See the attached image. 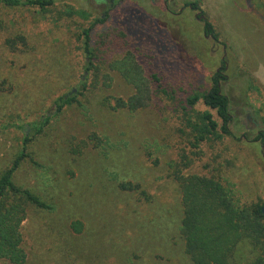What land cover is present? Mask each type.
I'll return each instance as SVG.
<instances>
[{"label": "rangeland", "instance_id": "obj_1", "mask_svg": "<svg viewBox=\"0 0 264 264\" xmlns=\"http://www.w3.org/2000/svg\"><path fill=\"white\" fill-rule=\"evenodd\" d=\"M69 7L88 15H68ZM100 18L90 30L95 67L84 72L82 31ZM17 34L25 44L7 46ZM129 56L149 100L114 108L137 90L119 68ZM218 70L231 134L194 148L186 120L210 110L200 97ZM60 96L74 100L55 104ZM43 115L46 126L13 174L48 207L25 206L24 264H192L176 175L214 176L235 204L264 203L257 138L264 132V0H55L45 12L0 6V174L22 136L6 125Z\"/></svg>", "mask_w": 264, "mask_h": 264}, {"label": "trees", "instance_id": "obj_2", "mask_svg": "<svg viewBox=\"0 0 264 264\" xmlns=\"http://www.w3.org/2000/svg\"><path fill=\"white\" fill-rule=\"evenodd\" d=\"M54 4L55 0H0L2 7L35 8L40 12L47 11ZM191 6L196 8L195 3H191ZM66 12L68 15L76 12L83 14L84 17L88 15L85 10L75 11L72 7ZM103 20L104 18L96 19L90 27L82 31L84 72L89 73L95 67L90 30L96 22ZM202 21L204 32L216 39L212 24L206 19ZM5 44L15 48L19 44H25V37L20 34L6 37ZM126 59L128 61L119 64V68L121 70L126 68L125 76L134 83H139L137 90L127 102L117 98L113 107L128 106L129 109H134L147 104L149 90L146 86L145 89L142 86L144 79L139 66L134 63L132 57ZM221 68L224 69V65ZM81 77L85 78L83 73ZM83 78L80 79V83L85 86L86 81ZM225 78L220 70L213 73L209 89L200 97L210 110L198 112L196 120L189 118L186 120L192 137L190 142L194 148H197L201 142L231 134L229 100L220 86ZM73 100V96H60L55 100V104ZM194 100L195 98H189L188 102L192 104ZM48 119L47 115H43L37 120L25 123V126L6 125L22 130L18 154L12 164L0 174V258L12 264H24L26 258L21 247L20 233V224L26 215L25 206L48 208L37 195L13 182L14 171L20 161L27 156L29 143L33 137L43 131ZM257 138L264 143V132H259ZM176 179L179 183L183 207L180 233L184 250L192 264H264V214L261 211L263 204L257 202L235 204L226 187L214 176L176 175ZM129 188L134 187L130 185ZM79 224L75 222L73 226L78 229Z\"/></svg>", "mask_w": 264, "mask_h": 264}, {"label": "water", "instance_id": "obj_3", "mask_svg": "<svg viewBox=\"0 0 264 264\" xmlns=\"http://www.w3.org/2000/svg\"><path fill=\"white\" fill-rule=\"evenodd\" d=\"M201 18H202V16H201ZM261 211H262V213L264 214V203H263V205H262V207H261Z\"/></svg>", "mask_w": 264, "mask_h": 264}, {"label": "flooded vegetation", "instance_id": "obj_4", "mask_svg": "<svg viewBox=\"0 0 264 264\" xmlns=\"http://www.w3.org/2000/svg\"><path fill=\"white\" fill-rule=\"evenodd\" d=\"M200 18H201V16H200ZM202 19H203V16H202ZM211 36V35H210ZM212 37V36H211Z\"/></svg>", "mask_w": 264, "mask_h": 264}]
</instances>
